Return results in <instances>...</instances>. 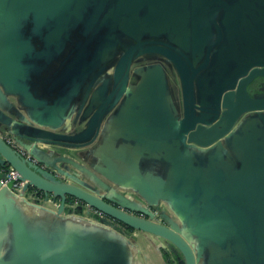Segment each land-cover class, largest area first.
I'll use <instances>...</instances> for the list:
<instances>
[{
  "label": "water",
  "instance_id": "95a60500",
  "mask_svg": "<svg viewBox=\"0 0 264 264\" xmlns=\"http://www.w3.org/2000/svg\"><path fill=\"white\" fill-rule=\"evenodd\" d=\"M0 22V61L15 70L29 71L22 61L47 54L49 39L77 29L51 81L74 87L72 99L84 92L78 110L51 131L37 130L34 145L1 134L13 122L0 110V169L11 167L24 182L16 195L0 174V204L45 212L58 220L53 228L81 238L49 234V247L60 248L58 259L49 252V264H131L122 229L148 235L159 252L180 255L178 264H264V0H0ZM94 36L111 42L108 59L84 55ZM154 57L178 77L180 106L168 102L165 66L135 70ZM134 75L140 81L132 84ZM253 85L260 94L249 93ZM130 89L137 90L134 98ZM129 100L137 108L130 116L135 142L149 151L167 147L159 160L168 174L156 200L146 198L150 189L112 186L69 155L40 150L87 152L107 115ZM7 136L30 158L12 149ZM64 215L78 217L94 235L65 225ZM63 245L75 249L63 252Z\"/></svg>",
  "mask_w": 264,
  "mask_h": 264
},
{
  "label": "crops",
  "instance_id": "0c3cea01",
  "mask_svg": "<svg viewBox=\"0 0 264 264\" xmlns=\"http://www.w3.org/2000/svg\"><path fill=\"white\" fill-rule=\"evenodd\" d=\"M103 30L106 33V28ZM72 31L76 32L77 29ZM74 32L67 35L63 33L56 40L49 39L50 45H48L47 54L22 61L20 63L22 66L25 64L32 65L29 71L20 68L19 70L10 69L11 62L0 61L2 64L0 67V110L9 116L13 122L11 130L2 127L1 134L3 132L5 134L10 133L25 144L34 145V140L31 139L38 134L37 130L51 131L55 129L51 125L59 124L68 114L78 110L82 104L84 92L78 90L77 98L73 97L72 99V95L76 92L74 87L67 86V83H64L63 86L53 85V81H51L54 73L69 57L70 50L75 43ZM103 41L102 38L98 40L94 36L90 41L89 48H84L87 52L84 55L89 61L97 57L101 61L106 53L107 58H105L108 59V56L112 54L111 42L108 44ZM3 42V34H0V60L3 57ZM102 45L105 47V52L101 56L98 52ZM89 61L83 63L87 64ZM152 65L165 66L167 70L170 69L160 57L149 58L141 63H136L134 68L135 70L146 69ZM167 73L168 102L170 104L172 101L180 106L182 99L181 84L172 70H168ZM138 81H140V77L137 75L131 78L132 84ZM129 91L131 98H134L137 90L130 89ZM120 104L104 119L97 142L87 152L80 150L63 154L60 149L57 150L50 145H41L40 150L46 148L49 152L60 153L61 156L69 155L73 160L94 171L100 179L112 186H115V183L123 188L124 186H134L135 188L150 189L153 193L151 196L148 195L149 198H146L149 201L156 200L158 197L155 191L168 174L169 165L159 160L164 157L163 150L167 147L154 151L141 148L134 140L138 138L135 125L132 129V121L130 122L131 113L135 114L137 108L132 107L130 100L127 104L124 103L122 106ZM17 114H22L25 119L16 116ZM57 130L60 132L61 129ZM192 160L193 167H198L196 165L199 162L197 155L196 158L192 157ZM155 164L159 165L158 171L154 168V166H158ZM239 167L240 164L236 165L234 169L237 170ZM226 174L228 175V172ZM7 202L5 200L4 203L0 204V264H49L50 251L54 253L53 258L58 259L56 251L60 248L55 245L49 247V234L56 238L66 236L69 241L81 240L80 237L73 236L68 229L53 228L55 221L58 220L52 216L49 218L45 212L31 209H27V212H21ZM3 204H5V208H3ZM48 208L56 210L57 206L49 203ZM64 218L68 219L64 221L65 225H72L73 227L80 225L77 230H81L84 234L94 235L93 230L85 222L79 221L78 217L64 215ZM122 230L125 231L124 237L128 242L126 245L130 253L131 264L179 263L178 256L180 255H172L164 250L159 252V245L153 243L152 238L148 235ZM74 249L75 247L72 245H63L61 251H74ZM90 253L95 255L96 247ZM50 264L59 263L56 260H51Z\"/></svg>",
  "mask_w": 264,
  "mask_h": 264
},
{
  "label": "built area",
  "instance_id": "2783aa9c",
  "mask_svg": "<svg viewBox=\"0 0 264 264\" xmlns=\"http://www.w3.org/2000/svg\"><path fill=\"white\" fill-rule=\"evenodd\" d=\"M6 143L18 152L21 156L26 158H30L29 154L13 139L11 136L5 137ZM4 173V178L1 180L2 186L8 187L14 194L18 195L21 192V189L24 185V182L19 180L18 173L12 169L11 167L7 168L6 171L0 169V174ZM158 213V212H157ZM94 216H99L98 213L95 212Z\"/></svg>",
  "mask_w": 264,
  "mask_h": 264
},
{
  "label": "flooded vegetation",
  "instance_id": "af4514ba",
  "mask_svg": "<svg viewBox=\"0 0 264 264\" xmlns=\"http://www.w3.org/2000/svg\"><path fill=\"white\" fill-rule=\"evenodd\" d=\"M260 87V86H259ZM259 87H255L254 88V85L250 88L249 90V93L253 96V95H257V94H260L261 93V90ZM155 212V211H154ZM157 214V212L155 213ZM134 215L138 216V217H141V218H144V219H148L147 216L143 215V214H140V213H134ZM155 221L158 222L160 221V218L159 217H156L155 218ZM128 231V230H127Z\"/></svg>",
  "mask_w": 264,
  "mask_h": 264
},
{
  "label": "trees",
  "instance_id": "16d2710c",
  "mask_svg": "<svg viewBox=\"0 0 264 264\" xmlns=\"http://www.w3.org/2000/svg\"><path fill=\"white\" fill-rule=\"evenodd\" d=\"M129 232H133L131 229H128Z\"/></svg>",
  "mask_w": 264,
  "mask_h": 264
}]
</instances>
